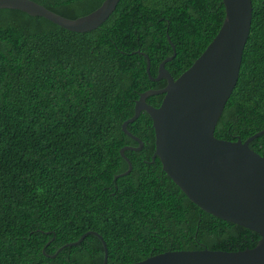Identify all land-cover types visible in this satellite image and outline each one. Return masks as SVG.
Masks as SVG:
<instances>
[{"label": "trees", "instance_id": "trees-1", "mask_svg": "<svg viewBox=\"0 0 264 264\" xmlns=\"http://www.w3.org/2000/svg\"><path fill=\"white\" fill-rule=\"evenodd\" d=\"M69 17L102 0H36ZM250 30L215 135L245 138L264 127V0ZM222 0H118L95 27L75 31L0 7V264H123L179 248H242L256 232L192 202L151 159L144 110L125 124L137 93L158 88L157 63L175 77L220 27ZM161 93L145 101L156 105ZM264 157V132L248 141ZM43 248V251H42Z\"/></svg>", "mask_w": 264, "mask_h": 264}, {"label": "water", "instance_id": "water-1", "mask_svg": "<svg viewBox=\"0 0 264 264\" xmlns=\"http://www.w3.org/2000/svg\"><path fill=\"white\" fill-rule=\"evenodd\" d=\"M117 1L102 0L93 10L76 17L62 15L36 0H0V7L19 8L42 15L61 27L84 31L105 20ZM222 2L224 16L220 27L175 77L163 65L174 54L172 43L171 54L157 63L154 76L149 74L146 58L147 76L163 78L165 82L158 88L139 91L133 101L132 114L120 122L122 132L137 145L119 147L127 167L113 178L130 168L123 149L141 146L140 138L127 130L125 124L144 110L153 131L151 159L157 156L161 169L201 209L256 234L242 248L166 249L123 264H264V157L248 146V141L264 132V127L243 139L239 136L221 138L215 135L214 128L237 77L242 48L250 30L252 1ZM154 93H161L156 105L145 101L147 95ZM87 233L100 239L103 250L100 264H105V243L92 229L61 244L49 255H54L63 245L77 243Z\"/></svg>", "mask_w": 264, "mask_h": 264}]
</instances>
